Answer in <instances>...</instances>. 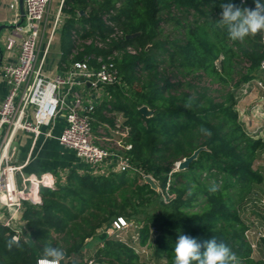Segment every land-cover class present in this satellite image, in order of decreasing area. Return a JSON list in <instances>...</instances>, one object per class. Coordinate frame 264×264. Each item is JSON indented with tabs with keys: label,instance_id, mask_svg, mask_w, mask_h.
Instances as JSON below:
<instances>
[{
	"label": "trees",
	"instance_id": "1",
	"mask_svg": "<svg viewBox=\"0 0 264 264\" xmlns=\"http://www.w3.org/2000/svg\"><path fill=\"white\" fill-rule=\"evenodd\" d=\"M224 2L228 0L64 1L56 36L60 71L76 60L120 51L115 61L122 80L106 85L109 99L97 106L92 124L93 129L100 123L114 126L121 115L133 167L108 174L72 169L66 183L42 187L41 205L23 203L27 238L17 240L19 247L9 248L15 231L0 221V264H37L46 243L64 250V264H87L82 252L89 239L121 216L136 221L135 233L100 237L94 262L174 264L179 230L199 241L215 237L224 242L238 264H264L246 239L242 213L264 183V170L255 166L264 139L246 130L235 91L261 72L264 32L229 39L226 29L217 26ZM232 2L256 6V0ZM116 29L123 36L113 38L107 48L79 44L106 39ZM204 77L218 87L201 84ZM142 105L154 114L143 116ZM201 146L205 149L189 168L176 169V162ZM144 174L156 179L160 191ZM213 184L215 192L210 191ZM155 199L159 208L150 213L147 207L156 205Z\"/></svg>",
	"mask_w": 264,
	"mask_h": 264
},
{
	"label": "built area",
	"instance_id": "2",
	"mask_svg": "<svg viewBox=\"0 0 264 264\" xmlns=\"http://www.w3.org/2000/svg\"><path fill=\"white\" fill-rule=\"evenodd\" d=\"M52 1L24 0L25 19L6 36L7 49L14 50L18 47L19 52L14 61L0 66V75L9 88L5 98L0 101V133L7 128V138L0 157V204L7 210L4 223L15 231V240L24 236V201L41 205L42 187L56 188L57 185L53 173L24 174L23 166L10 163L9 147L18 131L32 132L35 139L40 135L56 138L62 146L73 149L82 162L95 168L92 172L96 174V170L104 167L109 161H112L115 167L112 171H124L133 167L126 155L132 144L126 142L128 128L122 126L121 115H118L114 126L104 123L107 132L97 135L92 123L93 114L99 104L92 98L94 96H88L89 89L102 93L106 85L121 82L122 76L115 61L120 51L115 50L108 56L93 55L91 60H76L68 69L55 75L49 74L48 59L63 21L62 8L65 0H60L50 23ZM10 6L14 10L12 23L18 24L22 18L19 0H13ZM122 36L123 32L116 29L106 39L89 38L79 41V44H94L99 48H107L113 38ZM74 37L77 38L78 35L75 33ZM128 51L136 53L132 47H129ZM260 70L262 75L252 82H256L264 90V58L260 63ZM58 118L64 119V125L61 133L54 135L53 127ZM178 162L175 164L176 169ZM18 174L21 182L18 180ZM112 227L113 230L120 231L119 229L129 227V221L122 216L118 217L113 221ZM245 235L255 256L264 243V230L247 224ZM61 264H64L63 261ZM87 264L95 263L90 260Z\"/></svg>",
	"mask_w": 264,
	"mask_h": 264
},
{
	"label": "crops",
	"instance_id": "3",
	"mask_svg": "<svg viewBox=\"0 0 264 264\" xmlns=\"http://www.w3.org/2000/svg\"><path fill=\"white\" fill-rule=\"evenodd\" d=\"M12 3L13 0H0V24L12 23L14 19V10L10 6ZM59 3L60 0H57V6L55 9H57ZM51 10H53V8L50 9V13ZM49 16H50L49 22L51 23L53 18L51 17L50 14ZM11 30L12 28H6L0 34V43L4 48V57H3L2 65L9 61H14L19 52L18 47H16L14 50L7 49L6 36L8 33L11 32ZM59 59H60V48L58 44V54L56 57V63H53L51 67L47 65V67L50 68V70L47 69L49 74L54 72L51 75H55L58 72H62L58 69L57 66ZM8 89L9 88L7 83L0 75V101H2L5 98V96L8 93ZM105 90L103 89L104 92ZM88 93H89L88 96L90 98L94 96L92 98L96 99L99 105L105 99H109L104 97L100 99L101 93L98 90L89 89ZM106 93H104L103 95H105ZM94 121H96L95 116H94ZM63 125H64V119L58 118L56 120L55 126L53 127V134L59 135L62 131ZM45 129H47V127ZM6 138H7V128H4L0 133V157L2 154V146L6 141ZM9 156H10V163L15 164L16 166H23L22 173L24 174L34 173L37 175H41L45 172H50L56 176V179L57 176L60 175L61 171L69 170L72 168L76 169L77 166L79 168H86V166H88L86 163L82 162L77 157L76 152L73 149L62 146L56 138L53 137L50 138L45 135H40L37 139H35V136L32 132L25 130L18 131L16 135L13 137L11 145L9 147ZM106 168H109L110 171H112L113 168L115 169L113 162L109 161L101 169L102 171H104V169ZM17 177L19 182H21L20 174H18ZM7 214L8 213L6 208L0 204L1 222L3 223L5 222V220L7 219ZM22 227H25L24 222L22 224ZM24 229H25L24 231H26V228ZM25 233L27 234V232Z\"/></svg>",
	"mask_w": 264,
	"mask_h": 264
},
{
	"label": "rangeland",
	"instance_id": "4",
	"mask_svg": "<svg viewBox=\"0 0 264 264\" xmlns=\"http://www.w3.org/2000/svg\"><path fill=\"white\" fill-rule=\"evenodd\" d=\"M56 6H57V0H53L51 4V7L53 8V10H51V13H50L52 18H53V15L55 14ZM51 7L50 9H52ZM166 29L169 32L172 31L171 26H167ZM57 54H58V39L56 38L51 48V52H50L49 59H48V66L51 67L53 63H56ZM47 69L50 70L49 67H47ZM53 73L54 72H52L51 74ZM261 75H262V72H260L259 76ZM199 82L201 84H205L206 86H210L212 88L218 87L217 85H212L209 79L206 77L202 78ZM104 89H106V87H104ZM235 91H236L237 99H238L237 109L239 110L240 119L243 121L246 130L251 135L256 136L258 138L262 137L264 139V90L261 89L256 84V82H252V83H247L246 85L242 86L239 89H236ZM104 93H106V90L105 92L103 91L101 93L100 99H102L103 97L109 98L108 93L103 95ZM214 94L217 95V93H214ZM94 130L97 135H101L107 132V128L101 124H99V126H97V129H94ZM255 166L264 170V151L259 155ZM72 169L61 171L60 175L57 176L58 183H63V184L66 183L65 178H67L69 172ZM76 169H78L82 173L86 171H91V172L95 171V168H91L89 166H86V168H79L77 166ZM96 171H97V174H99L98 172H103L107 174L111 172L109 168L104 169V171H102V169H97ZM256 190L259 191V193H257V195H253L249 199L242 213H243V218L246 224L255 225L256 227L262 228L264 230V183L257 186ZM157 199L154 200V203H156V205L151 204L147 207L148 212L152 213L154 209L159 208V203H158L159 200ZM135 224H136V221L134 219H130L129 227L119 229L120 231H116L115 229L113 230L112 224H106L103 227H101L98 230V234L93 239H89L88 244L84 248L82 252L83 262L91 260V256L95 253L98 246L101 245L99 241L100 237L104 238L107 235L116 234V235L122 236L123 238H126L127 234L135 233V229H136ZM24 228L25 227H22V230H23L22 234H24L25 237L27 238L26 233H25L26 231H24L25 230ZM255 257L257 258L264 257V243L262 244V248L260 252H258L255 255ZM94 263L98 264L97 262H94Z\"/></svg>",
	"mask_w": 264,
	"mask_h": 264
},
{
	"label": "clouds",
	"instance_id": "5",
	"mask_svg": "<svg viewBox=\"0 0 264 264\" xmlns=\"http://www.w3.org/2000/svg\"><path fill=\"white\" fill-rule=\"evenodd\" d=\"M220 19L217 26L225 28L229 39L243 40L245 37L264 32V4L256 0L255 8L239 7L232 0L220 4ZM210 191H217L213 184ZM19 247V242L13 238L11 246ZM174 264H238L236 254L224 242H218L215 237L199 241L197 238L177 231L174 247ZM65 252L58 246L46 243L43 255L37 264H61Z\"/></svg>",
	"mask_w": 264,
	"mask_h": 264
},
{
	"label": "water",
	"instance_id": "6",
	"mask_svg": "<svg viewBox=\"0 0 264 264\" xmlns=\"http://www.w3.org/2000/svg\"><path fill=\"white\" fill-rule=\"evenodd\" d=\"M19 4H20V12L22 15L20 22L18 24H14V23L0 24V34L6 28H14L16 25H21L23 23V21L25 19L24 0H19ZM80 13L85 14L86 12L84 10H81ZM139 34H140V32H137L135 34H129V35H127V38H132V37H135L136 35H139ZM3 57H4V48H3L2 44L0 43V66L2 65ZM139 111L145 117H151L154 114V110L152 108H150L148 105H142L139 108ZM204 149H205V147L201 146V147L197 148L191 155L180 160L177 164V169L178 170H185V169L189 168L190 164L198 158L200 152ZM144 179L148 184L151 185V187L154 190L160 191V186L152 175L147 174L144 176Z\"/></svg>",
	"mask_w": 264,
	"mask_h": 264
}]
</instances>
